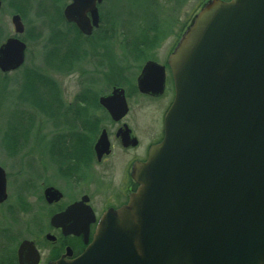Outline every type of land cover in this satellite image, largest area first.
Wrapping results in <instances>:
<instances>
[{
    "label": "water",
    "instance_id": "water-1",
    "mask_svg": "<svg viewBox=\"0 0 264 264\" xmlns=\"http://www.w3.org/2000/svg\"><path fill=\"white\" fill-rule=\"evenodd\" d=\"M72 1L64 18L91 36L103 0ZM11 22L16 35L25 32L19 15ZM25 50L19 38L7 39L0 71L19 69ZM170 65L176 97L164 139L136 168L138 191L127 207L103 219L91 244L94 218L85 200L55 215L52 227L64 236L83 235L88 246L77 259L52 264H264V0L207 4ZM163 85L164 68L148 63L138 79L140 92L162 93ZM100 104L116 121L128 112L122 90ZM109 148L104 133L98 157ZM61 197L52 188L45 192L48 203ZM7 199L0 168V204ZM65 257H72L70 248ZM18 259L39 264L40 254L24 241Z\"/></svg>",
    "mask_w": 264,
    "mask_h": 264
},
{
    "label": "rangeland",
    "instance_id": "rangeland-1",
    "mask_svg": "<svg viewBox=\"0 0 264 264\" xmlns=\"http://www.w3.org/2000/svg\"><path fill=\"white\" fill-rule=\"evenodd\" d=\"M1 1L3 7L0 10V46L7 39L16 37L11 23L13 15H19L22 19L25 34L17 38L27 45L25 65L12 73H0V167L6 171L9 194L8 201L0 207V264H6L7 260L17 254L19 245L25 240L38 244V249L46 256L56 253L58 246L55 247L56 245L47 242L45 238L47 234L55 233L49 225L50 212L41 200L40 183L35 182L34 176L39 174L49 181L57 173H53L55 169L42 170V164L47 166V161L42 159L44 153L36 150V139L38 137L40 143L49 148L58 134L62 135V141H67L72 135L67 130H57L52 120L47 122L49 119L46 116L37 113L22 101L28 96L25 89L26 74L37 73L49 78L62 95L63 104L70 105L78 97H85L89 100V105L76 108L94 107L95 103L92 102L98 99L99 92L94 88L87 89L86 81H93L91 83L102 90V95L110 92L116 75L119 82L125 78L131 81L140 70L138 63L133 61L138 54L137 47L148 45L153 39L149 35L146 41V35L140 31L149 26L150 20L146 21L149 17V3L143 0H105L100 7L103 19L101 29L89 41L79 40L78 43L69 41L74 38L75 30L62 16L63 10L72 0ZM182 1L184 20L196 1L200 11L207 0ZM159 4L165 5L161 2ZM97 41H101L102 46ZM67 46H74V50L68 55H61ZM53 53L59 55L60 61H67L66 67L61 65V71L49 66ZM113 64L115 72L112 69ZM74 67L75 70H72ZM43 93L49 95L48 92ZM134 97L130 100L131 105L138 107L131 114L134 127L138 131L159 130L161 105ZM80 113L82 112L77 114ZM17 115L23 118L20 120ZM94 115L102 119L101 112ZM74 126L75 132L86 137L80 149L81 154L87 157V137L92 129L82 124L78 127L75 123ZM21 128L24 131L20 133ZM14 129L18 136L22 134L23 137L17 147L11 148L10 144H5L4 135L7 133V138ZM95 130L93 128V133Z\"/></svg>",
    "mask_w": 264,
    "mask_h": 264
},
{
    "label": "flooded vegetation",
    "instance_id": "flooded-vegetation-1",
    "mask_svg": "<svg viewBox=\"0 0 264 264\" xmlns=\"http://www.w3.org/2000/svg\"><path fill=\"white\" fill-rule=\"evenodd\" d=\"M143 1L149 3L147 12L149 17L146 21L150 20L149 26L140 31L144 36L146 35L144 37L146 41L149 35H151L150 39H153V41L147 43L148 45L137 47L138 54L133 61L138 63L140 69L138 74L134 75L131 81L125 78V80L123 79L120 82L116 75V81L110 87V92L104 95H102V90L97 88V85L91 83L93 81H86L87 89L94 88L95 91L99 92L98 106H87L79 109L76 107L65 108L66 111L69 110L75 114L79 112L87 113L80 124L92 129L88 136V156L84 157L85 155L81 154V149L78 147L81 135L75 130L67 138L66 142L68 147L70 146L68 149L62 147L61 139L63 137L60 134H58V137H54L49 148L46 144L40 143L38 137L36 139L35 148L38 152L44 153L42 159L47 161V166L42 164V170L50 168L55 169L53 173H57V176L55 178L51 177L49 181L43 179L39 174L34 176L35 182L40 183L41 200L46 204L50 212V221L55 215L64 212L69 206L85 199L86 205L90 207L95 218V221L90 224V242L97 226L108 212L118 211L129 204L132 194L138 189V184L134 179L136 166L147 162L151 148L159 144L164 137L165 116L175 98V82L170 68V58L178 47L182 36L199 13L197 1L184 20L182 17V0ZM159 2L165 5H158ZM100 14L102 25L101 8ZM149 62L164 68V89L162 94H158L159 92L157 94H143L139 91L138 78L144 66ZM112 66L113 72H115L114 64ZM115 90L124 91L128 104V113L118 121L113 120L107 110L99 104L100 97L110 96ZM133 96H135L134 98L161 105L159 107L161 111V127L159 130L155 132H150L149 130L138 131L134 127L131 114L138 107L131 105L132 101L130 102V100ZM97 112L102 113V119L94 115ZM49 121L47 120V122ZM93 128H96L94 133ZM103 133H105L110 143V153L99 159L95 146ZM50 188H54L62 194V198L59 201H53L52 203L45 201V191ZM0 207L2 208V204H0ZM50 221V228L56 237V241L52 244L56 245L55 247L58 246V249L54 255L46 256L38 249V244L33 242L41 255L40 264H51L60 260L64 256L67 247L72 248V259L81 255L86 248L83 236H64L61 229H55L51 226ZM12 262L19 264L18 258H15V261Z\"/></svg>",
    "mask_w": 264,
    "mask_h": 264
},
{
    "label": "trees",
    "instance_id": "trees-1",
    "mask_svg": "<svg viewBox=\"0 0 264 264\" xmlns=\"http://www.w3.org/2000/svg\"><path fill=\"white\" fill-rule=\"evenodd\" d=\"M69 37V36H66ZM102 38V37H101ZM79 40H81V36L78 33V31L74 32V38L69 40L72 43H78ZM101 41H103L101 39ZM100 41V42H101ZM99 45L102 46V44L97 41ZM105 46V45H104ZM74 46H70L66 48V51L64 53H62L61 55H68L70 53V51L74 50L73 48ZM80 52H82L80 50ZM85 54L86 52L82 55V58H85ZM53 57L50 61V67L52 69L57 68L58 71H61L60 69H63L61 67V65L63 67H66L68 64L66 63L67 61L65 60H61L59 58V55L56 56L55 53H53L52 55ZM73 60H71L72 62ZM80 62V60H78ZM76 67H74L72 70H74ZM55 70V69H54ZM70 71V70H69ZM25 84H26V91H27V98L24 97V100L22 99V101H24V103H26V105L28 104L30 108H32L33 110H35L37 113H40L43 116H46L47 119L52 120V123L54 125V127L57 130L60 131H68L73 133L72 130H74L75 128V123L76 125H80V123L82 122L83 118L86 117L87 113H80V114H75L74 112H71L69 110H65L66 105L63 104L62 102V97L60 95V93H58V88L55 86V84L53 82H51V80L49 78H45V76L41 75V74H37V73H31V74H26V79H25ZM44 92H48L49 95H45ZM48 97V98H46ZM30 103V104H29ZM94 105L98 106V100L92 102ZM89 105V100L86 99L85 97H78V99L75 101L74 104L69 105L68 107H66V109H70L73 107H79L81 105ZM17 117L21 120L23 117L21 115H17ZM73 125V126H72ZM79 127V126H78ZM76 129V128H75ZM14 131H16L15 129L12 132V135L7 136L6 138V134L4 136V142L5 144H10L11 148H15L17 147L19 144L18 142L22 139L23 135L21 134L20 136H18V132L16 131L14 134ZM21 131H24V129H20V133ZM77 131V130H76ZM58 137V136H57ZM85 136H82L79 138V145L78 147L80 148V145L82 143V141H85ZM88 138V137H87ZM67 142L62 141L61 145H64L63 148L68 149L70 148V146H66ZM62 148V149H63ZM15 255V254H14ZM16 255L14 257L11 258V260H7L6 264H14L12 261H15ZM2 264V263H1Z\"/></svg>",
    "mask_w": 264,
    "mask_h": 264
}]
</instances>
